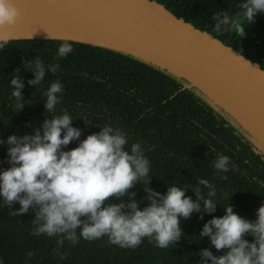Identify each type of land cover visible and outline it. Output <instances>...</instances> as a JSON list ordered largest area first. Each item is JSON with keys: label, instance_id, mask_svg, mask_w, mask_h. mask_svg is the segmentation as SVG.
I'll return each mask as SVG.
<instances>
[{"label": "trees", "instance_id": "16d2710c", "mask_svg": "<svg viewBox=\"0 0 264 264\" xmlns=\"http://www.w3.org/2000/svg\"><path fill=\"white\" fill-rule=\"evenodd\" d=\"M157 1L264 69V13L255 14L254 20L245 24L242 36L217 34L212 28L213 13L226 10L231 15L237 10L238 0ZM60 42L11 39L0 50V141L9 134L31 133L45 118L51 117L44 109L43 93L50 81L59 79L63 92L56 112L63 110L72 115L70 123L81 129L79 139L99 131L100 125L111 123L127 133L128 145L141 141L150 161L148 187L164 193L169 184L176 183L185 186V195L195 199L192 188L203 177L217 187L218 193L229 197L219 199L221 205L212 213L203 212L200 219L195 211L181 218L182 235L169 248H158L148 238L142 239L136 248H120L102 236L92 241L80 239L76 244L65 241L59 246L60 252H67L63 259L52 251L58 247L55 236L30 234L34 217L31 206L27 212L11 216L9 212L19 207L18 202H13L12 209L0 202V258L23 259L20 264H200L202 248H208L213 255L223 254L225 249H215L207 236H199V231L211 216L223 214L222 205L226 203L238 215L255 219L256 208L264 202V157L209 105L155 69L124 55L75 41H70L73 50L59 58L55 53ZM36 57L45 63V77L39 85H29L27 81L33 74L26 62ZM53 62L60 67L56 73H49L47 66ZM13 75L20 76L23 82L21 93L25 100L23 108L15 111L8 84ZM77 142L70 141L64 147L72 148ZM6 148V144L0 143V167L8 166ZM217 154L228 155L234 165L222 175L212 167ZM144 187L142 182L133 185L135 196L131 199L137 201L138 207L148 203ZM200 188L203 197L206 191L203 185ZM188 235L190 242L186 240ZM244 238L252 239L249 235ZM30 251L31 257L27 255Z\"/></svg>", "mask_w": 264, "mask_h": 264}, {"label": "clouds", "instance_id": "9594fccd", "mask_svg": "<svg viewBox=\"0 0 264 264\" xmlns=\"http://www.w3.org/2000/svg\"><path fill=\"white\" fill-rule=\"evenodd\" d=\"M235 7L231 15L226 10L213 13V31L242 36L245 24L252 22L255 14L264 13V0H238ZM18 15L14 0H0V50L13 38L10 29ZM72 50V42L64 39L55 56L63 58ZM26 67L33 74L27 83L39 85L45 77L44 61L36 57L26 62ZM59 67L53 62L47 71L56 73ZM8 84L13 110H21L25 100L20 76H11ZM62 92L59 79L50 81L43 93V106L51 117L31 133L9 134L0 141L7 145L8 164L0 167V202L11 209L13 202H18L19 207L9 212L11 216L25 213L31 206L34 217L30 234L55 236L58 247L52 251L60 259L67 255L59 251L65 241L76 244L80 239L92 241L102 236L120 248H136L144 238L158 248H169L182 235L181 218L195 211L200 219L203 212L215 211L219 199H228L229 194L218 193L217 187L203 177L192 188L195 199L185 195V186L176 183L169 184L164 193L148 187L150 161L141 141L128 145L127 133L111 123L79 139L81 129L70 123L72 115L56 112ZM73 140H78L76 145L66 149L64 146ZM230 166L234 167L226 154H217L212 161L218 175L228 172ZM137 182L144 183L147 193L148 203L143 207L131 199ZM200 185L206 191L203 197ZM125 196L130 199L125 201ZM222 207L223 214L206 220L199 236H207L215 249L225 251L213 255L208 248L200 249V264H264V202L256 208L254 220L238 215L229 203Z\"/></svg>", "mask_w": 264, "mask_h": 264}, {"label": "water", "instance_id": "95a60500", "mask_svg": "<svg viewBox=\"0 0 264 264\" xmlns=\"http://www.w3.org/2000/svg\"><path fill=\"white\" fill-rule=\"evenodd\" d=\"M10 35L75 41L124 55L179 83L264 157V69L157 0H14Z\"/></svg>", "mask_w": 264, "mask_h": 264}, {"label": "flooded vegetation", "instance_id": "af4514ba", "mask_svg": "<svg viewBox=\"0 0 264 264\" xmlns=\"http://www.w3.org/2000/svg\"><path fill=\"white\" fill-rule=\"evenodd\" d=\"M256 17V16H255ZM254 17V18H255ZM263 22H264V17H263ZM187 234V233H186ZM186 240L187 242H190V236H186ZM0 260L3 261V264H20L21 262H23V259H6L5 257L0 258ZM45 262V261H44ZM47 262H51L50 260H48Z\"/></svg>", "mask_w": 264, "mask_h": 264}]
</instances>
